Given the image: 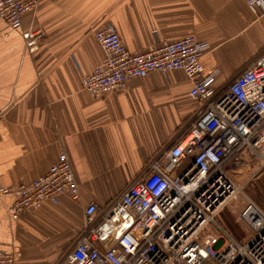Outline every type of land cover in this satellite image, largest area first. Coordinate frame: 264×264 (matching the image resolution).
<instances>
[{
    "label": "crops",
    "instance_id": "crops-1",
    "mask_svg": "<svg viewBox=\"0 0 264 264\" xmlns=\"http://www.w3.org/2000/svg\"><path fill=\"white\" fill-rule=\"evenodd\" d=\"M107 24L137 53L197 36L218 87L264 53V15L246 0H40L20 28L0 19V186L34 180L65 151L81 189L79 201L64 194L20 214L11 210L16 195L0 192V249L15 264L64 263L88 204L106 207L200 106L181 70L130 79L102 97L85 91L83 78L104 56L95 32ZM27 32H37L32 49Z\"/></svg>",
    "mask_w": 264,
    "mask_h": 264
},
{
    "label": "built area",
    "instance_id": "built-area-1",
    "mask_svg": "<svg viewBox=\"0 0 264 264\" xmlns=\"http://www.w3.org/2000/svg\"><path fill=\"white\" fill-rule=\"evenodd\" d=\"M246 2L264 15V0ZM39 3L0 0V19L20 28L23 15ZM36 34H24L31 49ZM95 38L104 56L83 78V89L93 97L122 90L130 79L151 72L181 70L192 82L189 96L200 106L178 141L106 207L88 204L84 232L62 264H264V209L244 194L238 217L249 234L243 242L216 221L243 192L231 180L230 168L247 159L264 167V53L218 87V69L206 71L202 61L207 43L193 34L161 40L140 53L131 51L112 25L98 29ZM0 192L16 195L14 214L46 201L59 203L64 194L81 199L65 151L44 174L0 186ZM0 264H15L14 255L0 249Z\"/></svg>",
    "mask_w": 264,
    "mask_h": 264
},
{
    "label": "rangeland",
    "instance_id": "rangeland-1",
    "mask_svg": "<svg viewBox=\"0 0 264 264\" xmlns=\"http://www.w3.org/2000/svg\"><path fill=\"white\" fill-rule=\"evenodd\" d=\"M258 170L260 171L257 172ZM229 175L234 185L240 187L243 192L237 193V197L225 206L216 221L234 238L243 242L247 239L249 231L238 219V214L246 202L245 195L264 209V167H261V163L243 162L236 164L234 168L231 167Z\"/></svg>",
    "mask_w": 264,
    "mask_h": 264
},
{
    "label": "bare ground",
    "instance_id": "bare-ground-1",
    "mask_svg": "<svg viewBox=\"0 0 264 264\" xmlns=\"http://www.w3.org/2000/svg\"><path fill=\"white\" fill-rule=\"evenodd\" d=\"M238 190H239V189H238ZM238 190H237V191H238Z\"/></svg>",
    "mask_w": 264,
    "mask_h": 264
}]
</instances>
